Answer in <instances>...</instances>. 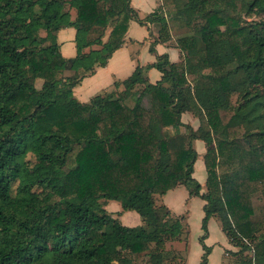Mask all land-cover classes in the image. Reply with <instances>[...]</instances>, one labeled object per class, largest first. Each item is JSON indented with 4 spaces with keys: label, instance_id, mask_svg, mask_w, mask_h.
Returning a JSON list of instances; mask_svg holds the SVG:
<instances>
[{
    "label": "trees",
    "instance_id": "obj_1",
    "mask_svg": "<svg viewBox=\"0 0 264 264\" xmlns=\"http://www.w3.org/2000/svg\"><path fill=\"white\" fill-rule=\"evenodd\" d=\"M130 1L0 0V264H183L166 258L182 218L156 202L179 185L205 202L200 264L212 217L236 264H264L250 204L264 198V0H161L144 19ZM131 21L158 25L151 53L173 35L184 60L157 56L116 83L122 91L80 103L73 89L106 66ZM70 27L77 54L65 59L56 34ZM187 112L197 130L182 123ZM195 140L206 149L204 192ZM109 201L142 225H122Z\"/></svg>",
    "mask_w": 264,
    "mask_h": 264
},
{
    "label": "crops",
    "instance_id": "obj_2",
    "mask_svg": "<svg viewBox=\"0 0 264 264\" xmlns=\"http://www.w3.org/2000/svg\"><path fill=\"white\" fill-rule=\"evenodd\" d=\"M130 6L134 11L137 12L140 19H144L161 6V0H131ZM71 15H72V20H74L75 19L74 10L71 11ZM169 24L171 30H174L175 29L174 23L170 22ZM158 30H159L158 25H150L149 23H146V25L142 26L138 24L136 21H131L129 23L128 30L124 39V44L122 45V47L112 54L105 67L97 68L93 75L83 79L82 82L73 89L74 98L77 99L80 103L88 104L96 96H105L111 93H117L122 91L123 90L122 86L120 85L119 87H116V83H121L122 81L129 78L137 67L146 68L148 65L153 64L156 61L157 56L167 55L169 61L172 63H179L182 60H184L185 57L184 53H182L179 49L175 48L172 44L175 41L173 35H172V43L156 44L154 46V53L150 52V46L157 37ZM109 32L110 29L106 31L105 37L103 38L104 42L107 40ZM75 35H76V31L72 27L62 29L56 34V40L59 46L60 54L65 59L74 58L77 54L76 46L74 43ZM67 75H70V73H67ZM144 77H146V79L150 84H155L161 79V74L156 69L151 68V69H146L144 71ZM125 105L132 108L134 106L133 99H128L125 102ZM144 105L148 106L147 98L144 100ZM181 121L182 123L192 127L193 130H197L199 127L198 119H196L192 114L188 112L182 115ZM180 131L186 132L183 128ZM193 147L198 154L197 160L194 163L193 178L199 182V184L202 187V192H204L205 183H206V171L203 161V156L205 155L206 152L205 144L200 140H195L193 142ZM197 173H200L199 177H197ZM179 192L182 193L181 200L185 202L184 203L185 207L184 209H182V211L181 210L174 211L173 208L177 206L168 203L167 197L168 195L171 194L175 195L176 193ZM156 197L158 198L160 197L159 198L160 203L157 202V198H156V202L158 205H165L174 216L182 218V224H183L182 240L185 239L188 240L189 229L187 232H185L184 219L182 217V214L187 212V217L189 218L190 211L187 209L188 208L187 206L188 204H190L195 200H197L198 206L201 209L200 215L204 214L203 206L205 202L197 197H189L186 189L180 185L174 188L173 190L168 191L165 195L156 196ZM104 208L107 211V213H109L113 218L117 219L119 222H120L119 219L120 215L127 213L125 216L127 217V220L124 221V224H126L128 227H136L142 225L139 216L136 215L135 212L133 213V211H126V212L122 211L120 204L116 201L106 202ZM188 218H187V222H188ZM215 221L217 222V225L221 230L220 237L222 243L210 242L212 236L209 227L212 223H215ZM172 243L174 242L167 244V250H168V245ZM204 243L207 247H210L208 264H226L227 262L230 261L227 259L229 252L236 253L238 251V249L235 248L230 243V241L222 231L218 220L215 217L210 218L208 221V237L204 241ZM174 254L177 256L179 255L177 252H174ZM202 254H203V250H202ZM182 262L183 264H187L186 256H184ZM233 263L235 264L234 260Z\"/></svg>",
    "mask_w": 264,
    "mask_h": 264
},
{
    "label": "rangeland",
    "instance_id": "obj_3",
    "mask_svg": "<svg viewBox=\"0 0 264 264\" xmlns=\"http://www.w3.org/2000/svg\"><path fill=\"white\" fill-rule=\"evenodd\" d=\"M185 1L186 0H178V3L182 5L185 3ZM257 20H259V18H257ZM39 34L41 36H44L43 31H39ZM235 100H236V97L233 98V101ZM27 160H29L30 163H33V160L31 158H28ZM204 174H205V171H204ZM199 175L200 173H197V177H199ZM181 196H182V193L179 192V193H176L175 195L174 194L168 195L167 197L168 203L177 206L173 208L174 211H180V210L182 211V209H184L185 207L184 205L185 202L181 200ZM156 198H157V202L160 203V199H159L160 197L159 198L156 197ZM250 204H251V209H252L251 220L254 222L255 227L258 230L257 236L261 238V236H264V211H263L264 198H263V195L261 193L252 194L250 196ZM187 207H188L187 209L190 211L189 218L187 217V212L182 214V217L184 219L185 232H187L189 229L188 240L185 239L180 242H174L172 244H169L168 245L169 254L166 256V258L169 260L172 257V254L174 252H177L179 254L178 257L182 261L184 259V256H186L187 264H199L200 259H201L200 256L202 254V249H201V245L198 242V238L202 234L201 220L204 214L200 215L201 209L198 206L197 200L188 204ZM126 214L120 215V218H119L120 222L125 226H127L126 224H124V221L127 220V217H125ZM187 218H188V222H187ZM209 228H210L211 236H212V239L210 242H213V243L221 242V237H220L221 230L219 229L217 222L215 221V223H212ZM246 254H248L246 255L247 257L251 256L250 252ZM227 259L230 261L227 262L226 264H234L233 260L235 261V259L233 258L232 253L229 252ZM136 264H144V260L140 259Z\"/></svg>",
    "mask_w": 264,
    "mask_h": 264
}]
</instances>
